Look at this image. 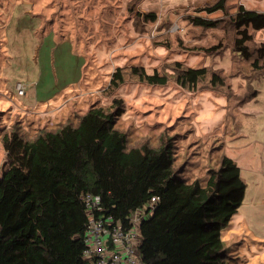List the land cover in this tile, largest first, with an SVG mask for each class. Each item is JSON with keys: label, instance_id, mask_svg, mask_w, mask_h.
Here are the masks:
<instances>
[{"label": "rangeland", "instance_id": "1", "mask_svg": "<svg viewBox=\"0 0 264 264\" xmlns=\"http://www.w3.org/2000/svg\"><path fill=\"white\" fill-rule=\"evenodd\" d=\"M215 1L0 0V175L4 130L15 124L31 138L75 121L92 104L108 107L113 98L123 102L116 127L127 144L157 145L160 134L172 136L175 167L187 181L204 183L207 169L227 150L256 151L264 128V70L254 71L233 49L234 29L221 11H197ZM239 3L264 11V0H226L228 12ZM195 14L223 21L198 26L189 20ZM251 32L254 52L264 44V28ZM219 42L218 51L205 50ZM176 61L204 66L207 74L194 89L181 87ZM133 66L166 73L168 81L143 82L130 72ZM118 68L122 80L113 86ZM213 71L223 85L211 87ZM241 167L245 194L220 231L224 261L264 264V166L254 164L250 172Z\"/></svg>", "mask_w": 264, "mask_h": 264}, {"label": "trees", "instance_id": "2", "mask_svg": "<svg viewBox=\"0 0 264 264\" xmlns=\"http://www.w3.org/2000/svg\"><path fill=\"white\" fill-rule=\"evenodd\" d=\"M136 1V0H134ZM197 11H221L234 29L232 47L251 68L264 70V44L254 52L252 32L264 28V11L238 4L228 12L226 0ZM154 18L153 13L144 14ZM194 25L217 27L223 17L189 16ZM221 43L206 51H218ZM130 72L148 84H165L166 73L133 66ZM177 84L194 89L207 68L174 63ZM122 80L120 68L110 84ZM212 88L224 84L216 71ZM257 91L250 94L255 96ZM120 98L108 107L92 104L86 111L51 129L24 137L18 125L1 133L6 161L0 175V264H85L82 257L86 215L81 196L99 195L102 210L126 225V218L152 196L159 198L139 224V251L144 264H225L228 256L220 231L241 205L245 183L237 163L221 154L207 169L206 180L187 181L175 167L172 136L159 143L129 146L116 127L123 112Z\"/></svg>", "mask_w": 264, "mask_h": 264}, {"label": "built area", "instance_id": "3", "mask_svg": "<svg viewBox=\"0 0 264 264\" xmlns=\"http://www.w3.org/2000/svg\"><path fill=\"white\" fill-rule=\"evenodd\" d=\"M19 94L23 93L21 83H16ZM158 196H152L142 206L133 210L126 218V225L102 210L99 195L85 192L81 199L84 205L86 223L82 257L85 264H144L139 251L141 241L139 224L153 211Z\"/></svg>", "mask_w": 264, "mask_h": 264}, {"label": "crops", "instance_id": "4", "mask_svg": "<svg viewBox=\"0 0 264 264\" xmlns=\"http://www.w3.org/2000/svg\"><path fill=\"white\" fill-rule=\"evenodd\" d=\"M239 4H243V3H239ZM246 8H249V7H246ZM249 9L258 10L256 8H249ZM239 133H240V131L238 129V134ZM260 134H261L260 135V140H264V128L261 129ZM260 140L257 141L258 148L256 149V151H254L253 148H251L250 150H244V151H242L246 147H243V149H240L238 147H235L238 151H228V150L225 151V154L227 156L231 157L237 163V165L239 166V168H240V175L241 176H242V173H243L241 166H243V165L245 166V168L249 172L252 170V166L254 164H258V165L262 164L264 166V141L262 142Z\"/></svg>", "mask_w": 264, "mask_h": 264}]
</instances>
